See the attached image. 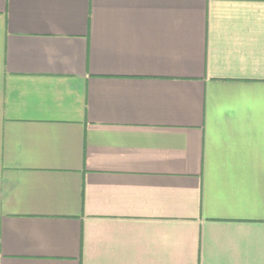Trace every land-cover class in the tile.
<instances>
[{
    "label": "crops",
    "instance_id": "0c3cea01",
    "mask_svg": "<svg viewBox=\"0 0 264 264\" xmlns=\"http://www.w3.org/2000/svg\"><path fill=\"white\" fill-rule=\"evenodd\" d=\"M0 264H264V0H0Z\"/></svg>",
    "mask_w": 264,
    "mask_h": 264
}]
</instances>
